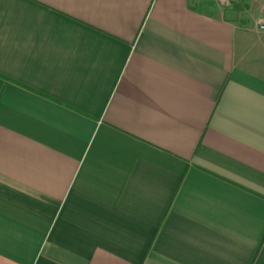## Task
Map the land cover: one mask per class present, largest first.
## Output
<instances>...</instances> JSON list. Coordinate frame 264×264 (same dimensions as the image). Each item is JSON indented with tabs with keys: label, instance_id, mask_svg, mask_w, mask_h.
<instances>
[{
	"label": "crops",
	"instance_id": "1",
	"mask_svg": "<svg viewBox=\"0 0 264 264\" xmlns=\"http://www.w3.org/2000/svg\"><path fill=\"white\" fill-rule=\"evenodd\" d=\"M259 15L0 0V264H264Z\"/></svg>",
	"mask_w": 264,
	"mask_h": 264
},
{
	"label": "rangeland",
	"instance_id": "2",
	"mask_svg": "<svg viewBox=\"0 0 264 264\" xmlns=\"http://www.w3.org/2000/svg\"><path fill=\"white\" fill-rule=\"evenodd\" d=\"M254 8H255V5L254 6L252 5L251 9H249L247 11V13H245V15L243 16V19H242V20L246 21L248 26H250V27L254 25V20L256 18V9H254Z\"/></svg>",
	"mask_w": 264,
	"mask_h": 264
},
{
	"label": "built area",
	"instance_id": "3",
	"mask_svg": "<svg viewBox=\"0 0 264 264\" xmlns=\"http://www.w3.org/2000/svg\"><path fill=\"white\" fill-rule=\"evenodd\" d=\"M260 3V15L256 20L257 28L264 31V0H255Z\"/></svg>",
	"mask_w": 264,
	"mask_h": 264
}]
</instances>
